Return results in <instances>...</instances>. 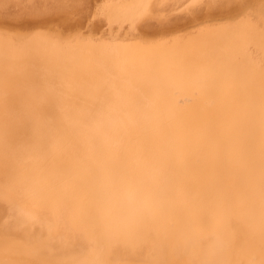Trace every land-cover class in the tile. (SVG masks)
<instances>
[{"label": "bare ground", "instance_id": "obj_1", "mask_svg": "<svg viewBox=\"0 0 264 264\" xmlns=\"http://www.w3.org/2000/svg\"><path fill=\"white\" fill-rule=\"evenodd\" d=\"M153 1L102 11L134 27ZM0 198L45 234L1 227L0 264H264V11L153 42L0 33Z\"/></svg>", "mask_w": 264, "mask_h": 264}, {"label": "rangeland", "instance_id": "obj_2", "mask_svg": "<svg viewBox=\"0 0 264 264\" xmlns=\"http://www.w3.org/2000/svg\"><path fill=\"white\" fill-rule=\"evenodd\" d=\"M105 1L111 0H0V33L16 39L39 33L61 40L130 39L153 42L178 35L185 36L206 24L235 21L243 16L254 17L264 11V0H236L230 5H226V0H155L151 9L149 8L151 11L148 10L132 27L128 22H108L107 16H104L106 13L102 11ZM222 1L226 2L223 6ZM1 200L3 199L0 198V231L3 232V227L4 232L9 231L11 235L25 232L29 225L23 224V227L22 223L29 222L16 214L17 211L8 202L5 204V200ZM30 225L32 226L28 228L34 237H45L39 224ZM33 227L35 232H31V229L34 231ZM201 247L203 254L208 250L210 252L207 255L216 252L217 256L222 253L221 243L214 237Z\"/></svg>", "mask_w": 264, "mask_h": 264}]
</instances>
